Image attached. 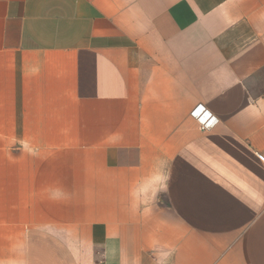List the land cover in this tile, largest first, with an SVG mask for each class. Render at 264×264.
I'll list each match as a JSON object with an SVG mask.
<instances>
[{
    "label": "crops",
    "instance_id": "1",
    "mask_svg": "<svg viewBox=\"0 0 264 264\" xmlns=\"http://www.w3.org/2000/svg\"><path fill=\"white\" fill-rule=\"evenodd\" d=\"M257 155L264 0H0V264H264Z\"/></svg>",
    "mask_w": 264,
    "mask_h": 264
},
{
    "label": "built area",
    "instance_id": "2",
    "mask_svg": "<svg viewBox=\"0 0 264 264\" xmlns=\"http://www.w3.org/2000/svg\"><path fill=\"white\" fill-rule=\"evenodd\" d=\"M191 116L195 117L201 127L202 130L210 129L215 124V119L208 114L207 111L204 110L203 107L197 106L191 111ZM259 161L264 163V156L257 155Z\"/></svg>",
    "mask_w": 264,
    "mask_h": 264
}]
</instances>
